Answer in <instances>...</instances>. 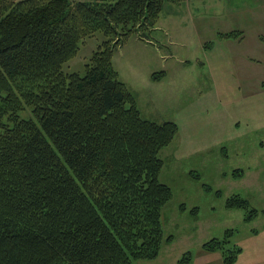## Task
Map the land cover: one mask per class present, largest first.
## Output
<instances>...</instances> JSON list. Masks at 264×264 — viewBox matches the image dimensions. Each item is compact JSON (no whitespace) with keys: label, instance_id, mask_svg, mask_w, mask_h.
<instances>
[{"label":"trees","instance_id":"obj_1","mask_svg":"<svg viewBox=\"0 0 264 264\" xmlns=\"http://www.w3.org/2000/svg\"><path fill=\"white\" fill-rule=\"evenodd\" d=\"M164 1L177 0H0V264H137L172 241L159 152L177 124L143 118L111 62L126 37L154 27ZM95 32L105 39L84 72H64ZM248 204L225 201L251 212L246 220L257 211ZM231 234L202 246L233 264L241 249ZM191 259L186 251L176 264Z\"/></svg>","mask_w":264,"mask_h":264},{"label":"rangeland","instance_id":"obj_2","mask_svg":"<svg viewBox=\"0 0 264 264\" xmlns=\"http://www.w3.org/2000/svg\"><path fill=\"white\" fill-rule=\"evenodd\" d=\"M258 2L164 1L145 37L129 35L112 51V65L141 116L172 120L178 128L159 152V180L172 191L161 221L164 236L173 239L160 245L155 258L137 264H176L186 251L191 264H223L219 251L202 245L213 237L222 239L227 229L232 230L229 242L241 249L233 264H264V90L250 92L252 82L237 72L241 67L244 74L253 73L264 65H257L262 62L257 53H248L250 62H235L239 45L218 35L223 30L217 20L230 15L225 27L239 30L241 10ZM104 39L101 32L83 38L62 70L82 74ZM156 72L163 74L153 79ZM20 115L27 117L28 110ZM234 169H242V175L232 177ZM233 194L257 209L250 220L244 217L251 212L226 208V198Z\"/></svg>","mask_w":264,"mask_h":264},{"label":"crops","instance_id":"obj_3","mask_svg":"<svg viewBox=\"0 0 264 264\" xmlns=\"http://www.w3.org/2000/svg\"><path fill=\"white\" fill-rule=\"evenodd\" d=\"M242 20V24L239 27V31L241 32L240 35L237 37H231L226 38V41L228 43H237L239 46H237L238 54L237 57L235 56V62H250L248 57V53H257L258 57L261 58L262 62H256L257 65H264V0H259L258 4L254 6L252 9L249 10H241V14H239ZM228 16H223L220 19L217 18V20H220L221 22V30L222 32L229 31L227 27V20ZM220 26V24H219ZM246 28V29H245ZM248 30V31H245ZM231 31V30H230ZM218 36L217 33L215 37ZM250 36V38H249ZM248 37V38H246ZM250 44L245 45L244 47L241 45L242 43H248ZM253 63V62H252ZM240 79H242L244 82H252V86H248L247 89L251 90L256 88V91H262L264 90V86L262 85L264 82V70L261 67H256L253 70V73H246L244 74V70L239 67L237 70Z\"/></svg>","mask_w":264,"mask_h":264}]
</instances>
